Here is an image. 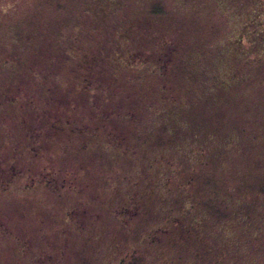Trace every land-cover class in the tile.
I'll list each match as a JSON object with an SVG mask.
<instances>
[{"label":"rangeland","instance_id":"1","mask_svg":"<svg viewBox=\"0 0 264 264\" xmlns=\"http://www.w3.org/2000/svg\"><path fill=\"white\" fill-rule=\"evenodd\" d=\"M0 264H264V0H0Z\"/></svg>","mask_w":264,"mask_h":264}]
</instances>
